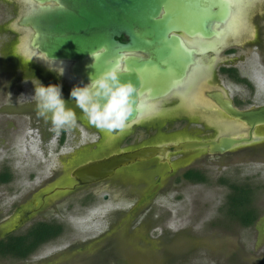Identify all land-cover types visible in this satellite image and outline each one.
I'll use <instances>...</instances> for the list:
<instances>
[{"label": "flooded vegetation", "instance_id": "1", "mask_svg": "<svg viewBox=\"0 0 264 264\" xmlns=\"http://www.w3.org/2000/svg\"><path fill=\"white\" fill-rule=\"evenodd\" d=\"M5 1L12 2L15 12L13 20L7 24V27H3L1 32L3 34L10 32L16 45H19L23 40L30 39L29 32L26 31L27 27L21 25L19 21L27 10H30L32 6H37L38 3L36 0ZM166 7L167 5H160V12L163 13ZM207 7L213 12L219 10L221 13L220 18L210 22L212 28L218 30L232 27V29L230 32L225 29L220 32L218 38L209 39L218 45H227L222 47L217 54L210 51L206 53V57L202 58L207 63V70L204 73H199L193 80L195 86L199 88H190L191 92L187 96H183L182 92H175L172 88L161 98L145 100L147 103L156 104L153 106L154 112H150L149 117L142 118L131 124L130 128L120 132H102L88 123L83 113L70 98V90L76 85L63 77L62 69L47 67L33 59L30 60L25 55L14 57L10 53L8 54L9 58H14L17 61L16 67L22 70L23 66L26 69L20 75L19 81L25 78L32 82V85L21 86L17 83L16 86L23 91L22 95L33 93L31 95L33 99L25 105L27 109L24 110V113H21L29 120L35 121L33 125L38 127L36 130L35 126L31 129L30 126L18 123L21 128L16 131L8 147L20 136H24L25 140H28L29 137L37 135L39 137L38 150L39 152L41 150L46 160L38 161V156L29 153L28 149H24L27 152L26 155L20 156L9 153L10 149L8 150V148L7 155L0 158V258L33 262V264H59L62 262L60 258L67 256L66 254H70L69 257H72L92 251L97 255L96 262L101 263L100 259L105 244L118 243L121 238V242L125 245L123 239L127 235L128 229L125 230L124 220L127 219L128 224L136 220L138 216L136 207L157 204V201L163 199L172 190L175 192L173 199L181 200L183 186L207 182V180L202 182L185 177V174L190 171H201V168L197 167V163L202 162V160L199 161L200 158H205L208 162L210 157L217 156L221 157L222 162H226L240 149L262 142L236 147L223 154H209L205 149L186 152L168 150L169 152L166 154L168 161H163L162 156H155L146 161L123 166L116 169L112 175L92 183H80L72 176V172L78 166L108 158L122 151L134 150L146 145L162 146L186 139L214 138L218 132L215 125L223 124L226 119L221 112L218 113L212 108L215 104L209 97V94L215 92L219 87L228 94L235 106L240 107V104H237L240 101L230 96L228 88L220 82L222 80L227 84H240L231 77L230 69L233 67L230 62L243 60V52L249 56H253V53L263 54L264 0H213L212 4ZM224 13L226 14L223 15ZM12 22H15V27L11 26ZM186 38L191 44L194 42L191 38L187 36ZM201 39L203 43L209 42L205 38ZM119 40L125 41L123 37ZM240 49L243 51L240 52L241 56L238 54ZM247 49L249 52H246ZM216 81H218V85H216ZM41 84L45 86L57 84L61 87L62 97L67 101V106L76 112L78 119L75 127L56 131L49 120L38 114L34 91ZM22 95L20 92L19 96ZM191 97H195L196 100H187ZM14 108L15 106L9 108L3 106L1 111L9 112V109ZM28 133H32V136H29ZM53 141L57 145L56 148ZM55 149L58 152H55ZM54 155L57 157V164L50 166L49 164L54 161ZM33 160L36 164H27V161ZM46 168L50 172L46 173ZM224 178L218 182L223 180V185L228 188L226 198L231 194H238L234 186L240 190H246L250 208L256 214L253 222L246 225L241 218L245 215H233L226 211L227 207L226 209L223 207L227 203V199H225L223 205L220 206L221 209L219 208L224 218L222 221L224 229L230 230L226 227L228 223L229 228L236 225L240 228L257 229L261 215L252 206L251 201L254 199H250L251 195L254 196L252 189L246 185L236 184L234 179L225 180ZM23 182L26 186H23ZM8 190L11 191L6 194ZM119 199L133 202L135 208L128 212L120 210ZM130 199L133 201H129ZM214 223L217 222H212V224ZM141 227H145V222H140L131 229L133 237L130 235L129 239L132 237L137 245L135 235L138 234L135 232H139ZM11 237L17 239L14 242L19 244L20 250L18 251L26 252L25 256H10L2 248L1 243L6 244ZM150 239L152 238L150 237ZM163 241V236L158 235L154 241L146 242V244L157 243L155 249H151L152 252L154 251L153 254L151 253L149 256L158 259L154 255L156 251L159 253V257L168 251L167 247L170 248V246H167V243ZM53 250L57 252L52 254ZM118 251L113 252L108 248L107 252H104L103 258L108 255L113 257L115 254L118 256L120 253ZM36 256L40 260H37ZM138 262L137 255L133 259V263L137 264ZM162 263L171 264L168 261H162Z\"/></svg>", "mask_w": 264, "mask_h": 264}, {"label": "water", "instance_id": "2", "mask_svg": "<svg viewBox=\"0 0 264 264\" xmlns=\"http://www.w3.org/2000/svg\"><path fill=\"white\" fill-rule=\"evenodd\" d=\"M36 2L38 5L27 10L19 21L27 27L30 35V39L23 40L19 46L24 49L25 56L47 67L62 69L65 79L76 86H83L89 82L90 73L102 71L114 62L116 56L125 54L129 73L121 79H130L139 88L132 124L149 117L148 110L156 105L145 100L163 97L175 81H180L182 87L177 92H184L190 78L195 75L192 73L205 69L206 65L201 63L206 53L217 54L227 45H218L209 39L218 38L225 29L229 32L232 29L216 30L211 27L210 22L221 16L219 10L213 12L207 7L213 0ZM162 4L167 5L163 13L159 9ZM11 26L15 27V22ZM186 36L194 42L191 44ZM121 37L124 42L119 40ZM201 38L209 42L203 43ZM101 45L107 51L96 62L95 69L88 67L92 64L89 52ZM209 97L215 104L212 108L226 118L223 124L215 125L218 132L214 138L186 139L178 143L146 145L122 151L108 158L84 163L72 172V176L80 183H92L112 175L116 169L155 156H162L163 161H168L166 154L170 150L186 152L205 149L209 154H223L264 139L260 133L264 128V103L237 107L221 87Z\"/></svg>", "mask_w": 264, "mask_h": 264}, {"label": "rangeland", "instance_id": "3", "mask_svg": "<svg viewBox=\"0 0 264 264\" xmlns=\"http://www.w3.org/2000/svg\"><path fill=\"white\" fill-rule=\"evenodd\" d=\"M14 12L15 8L12 2L0 0V137H2L0 139V158L7 155V148L10 149L9 153L20 156L26 155L25 150L28 149L29 153L38 156V161H44L46 159L41 150L40 152L38 150L39 137L37 135L29 137L28 140H25L24 136H20L8 147L16 131L21 128L18 126L19 124L22 123L23 126H30V128L35 126L33 125L35 121L29 120L27 116L21 113H24V110L27 109L25 105L33 99L31 97L33 93L22 95L23 91L16 86L17 83L21 86H28L32 85V82L25 78L19 81L20 75L26 69L23 66L22 70L16 67L15 63L17 61L14 58H9L8 55L10 53L14 57H23L25 55L24 49L19 48L21 43L16 45L10 32L9 34L1 32V29L7 27V24L13 20ZM200 35L202 37L207 36L205 34ZM245 47L247 48V46ZM240 52L243 51L241 49L238 51L239 56H241ZM246 52H249L248 49ZM243 53V60H235L230 64L237 69L240 77L246 78L251 83L253 90L250 92L242 84H227L222 80L220 83L228 88L230 96L241 102L240 107L263 104L264 51H262L263 54L253 53V56ZM201 64L206 65L205 69L192 73V75H195H191L193 78H190L185 91L182 92L183 96H187L191 92L189 91L190 88H199L195 86L193 80L199 73L206 72L207 63L202 60ZM175 82L172 87L175 92L182 90L180 81ZM215 83L216 85L219 84L218 81ZM20 92L22 96H19ZM187 100L194 101L196 99L191 97ZM3 106L8 108L15 106V108L9 109V112H3L1 111ZM148 111L154 112V108ZM35 127L38 130V127ZM260 133L264 136V128L260 130ZM28 134L32 136V133ZM53 144L56 148L55 141H53ZM246 147L240 149L235 156H231L226 162H222L221 157L217 156L215 158L210 157L208 162L207 159L200 158L199 161L202 160V162H198L197 167L201 168L207 182L183 186L181 200L173 199L175 192L172 190L163 199L157 201V204L136 207L138 215L136 220H133L130 224H128L127 219L124 220L125 230L128 229L126 231L127 235L123 239L125 245L120 238L118 243H107L103 247L105 253L108 248L113 252L119 250L118 256L115 254L113 257L108 255L107 258H103V252L100 259L101 263H98L96 262L97 255L92 251L72 257H69L70 254H66L67 256L60 258L62 262H59V264H134L133 259L137 255L139 258L137 264H164L162 261H168L171 264H264V139L261 143ZM62 150L65 149L62 148ZM54 151L58 152L56 149ZM56 158L54 155V161L49 164L50 166L57 164ZM213 161L215 163H212ZM27 164L34 165L36 162L35 160L27 161ZM45 172L48 173L50 170L46 168ZM219 176L221 177L218 179ZM222 177H225V180L234 179L237 182L236 184L246 185L252 189L254 196L251 195V198H249H254L251 201L252 206L261 215L257 229L240 228L236 225L229 228V223L226 227L230 230L224 229L222 223L224 218L219 208L223 205L229 190L223 183L218 182V180L223 179ZM23 186H26V184L24 183ZM10 191H6V194ZM8 200L10 201L9 198ZM129 201L133 200L130 199ZM133 204L128 200L119 199L118 206L120 210L128 212L135 208ZM140 222H145V227H141L142 229L139 232H135L138 234L135 235L137 245L132 238L131 229ZM212 222L217 223L212 224ZM126 233L123 232V234ZM120 234L122 235V232ZM130 235L132 236L131 239H129ZM158 235L163 236V242L167 243L166 245L170 248L167 247L168 251L162 253L160 257L156 251L154 255L158 257L157 259L149 256L151 253L153 254L154 251L152 252L151 249H155L157 243L151 242L149 244V242L146 244V242L148 240L154 241ZM56 252L53 250L52 254ZM133 256L134 258H132ZM36 257L37 260H40L38 256ZM0 264H33V262L27 263L20 260L0 258Z\"/></svg>", "mask_w": 264, "mask_h": 264}, {"label": "clouds", "instance_id": "4", "mask_svg": "<svg viewBox=\"0 0 264 264\" xmlns=\"http://www.w3.org/2000/svg\"><path fill=\"white\" fill-rule=\"evenodd\" d=\"M106 51V47L101 45L89 52L92 64L88 67L95 69L96 62ZM128 73L126 55L121 53L102 71L90 73L88 83L73 86L70 90L71 100L91 126L108 133L131 127L139 88L132 80L121 79ZM34 98L38 114L49 120L56 131L76 126V112L67 106L59 85L41 84L35 89Z\"/></svg>", "mask_w": 264, "mask_h": 264}, {"label": "trees", "instance_id": "5", "mask_svg": "<svg viewBox=\"0 0 264 264\" xmlns=\"http://www.w3.org/2000/svg\"><path fill=\"white\" fill-rule=\"evenodd\" d=\"M230 71H231V77L233 80L238 81L240 84L244 85L250 92L253 90V86L251 85V83L246 78L240 77L237 69L231 68ZM237 104H241V102ZM185 177L198 180V181H202V182L206 181L205 175L201 171H195V172L190 171L185 174ZM221 182L223 183L224 181L221 180ZM234 189L237 190L238 194L229 195L226 198L227 203H225L223 207H225V209L227 207L226 211L233 215L234 214H238V216L239 215L241 216V214L243 216L245 215L244 217H241L244 220L243 222L246 225L251 224L253 220L255 219L256 214L250 208L247 191L240 190L239 188H237V186L236 187L234 186ZM43 236L45 237L46 235H43ZM40 237L42 236L40 235ZM9 240L10 241L7 242L6 244H4L3 242L1 243L3 245L2 248L5 250V252H7L10 256H13V257H23L26 255L25 254L26 252L18 251L20 250L19 244H16V242H14L17 239H14L13 237H11Z\"/></svg>", "mask_w": 264, "mask_h": 264}]
</instances>
